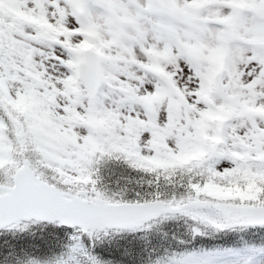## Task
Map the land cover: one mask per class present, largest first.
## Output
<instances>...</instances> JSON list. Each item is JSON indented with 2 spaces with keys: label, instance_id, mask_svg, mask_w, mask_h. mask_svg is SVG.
Returning <instances> with one entry per match:
<instances>
[{
  "label": "snow or ice",
  "instance_id": "snow-or-ice-1",
  "mask_svg": "<svg viewBox=\"0 0 264 264\" xmlns=\"http://www.w3.org/2000/svg\"><path fill=\"white\" fill-rule=\"evenodd\" d=\"M0 264H264V0H0Z\"/></svg>",
  "mask_w": 264,
  "mask_h": 264
}]
</instances>
